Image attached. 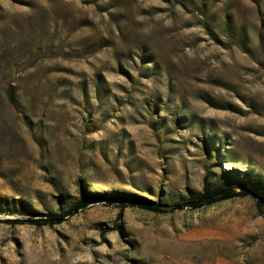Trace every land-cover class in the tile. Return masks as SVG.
Returning a JSON list of instances; mask_svg holds the SVG:
<instances>
[{"label": "rangeland", "instance_id": "rangeland-1", "mask_svg": "<svg viewBox=\"0 0 264 264\" xmlns=\"http://www.w3.org/2000/svg\"><path fill=\"white\" fill-rule=\"evenodd\" d=\"M261 194L264 0H0V264H264Z\"/></svg>", "mask_w": 264, "mask_h": 264}, {"label": "trees", "instance_id": "trees-1", "mask_svg": "<svg viewBox=\"0 0 264 264\" xmlns=\"http://www.w3.org/2000/svg\"><path fill=\"white\" fill-rule=\"evenodd\" d=\"M208 177L206 178L203 191L198 194H195L189 198H184L182 200L176 201L174 203H164L161 201H155L154 199H147L140 197L137 194H133L130 198L121 197L119 198L121 202L127 203L132 202L136 206L148 210H153V212H168L175 211L177 209H184L186 207L192 209H198L203 206H210L219 201H225L238 196L248 195L251 191L250 189H241L239 185L236 184H219L216 186H210L207 182ZM252 186L258 185L257 183H251ZM102 193H96L91 198H84L83 200L76 203L69 211H60V212H48L43 214L42 218H28L25 220L22 219H8L9 222L24 223L25 221L33 222L36 225H50L54 226L58 223L63 222L67 219L66 216L73 214V212L88 207L93 201L97 199H104ZM261 199H264V194H261ZM124 207V206H123ZM121 213L119 214V219Z\"/></svg>", "mask_w": 264, "mask_h": 264}]
</instances>
